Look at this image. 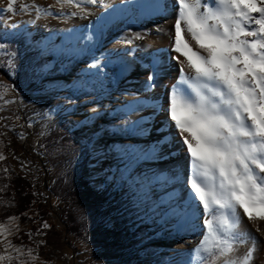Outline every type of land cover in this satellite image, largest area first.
Returning <instances> with one entry per match:
<instances>
[{
    "label": "rangeland",
    "instance_id": "1",
    "mask_svg": "<svg viewBox=\"0 0 264 264\" xmlns=\"http://www.w3.org/2000/svg\"><path fill=\"white\" fill-rule=\"evenodd\" d=\"M7 2L0 0V7H6ZM119 3L117 0H97L94 5L88 0H72L71 3L66 0H18V11L0 12V106L11 92L29 97L67 93L81 97L75 102H63L47 126L37 134L31 127L26 129V141L12 129L0 125V153L5 157L0 159V169L14 170L28 179L35 197L26 212L29 221L11 217L14 219L0 224V255L12 257L0 264H197L194 250L203 231V222L197 215L202 208L181 209L187 212L183 217L173 215L171 207L185 199L175 198L172 188L163 181L160 158L154 165L145 160L149 141L160 139L161 121L157 119L151 127L146 119L136 123L135 113L144 105L139 104L140 95L99 83L103 67L114 69L118 65L111 49L91 53L80 45L71 49L61 42L75 32H85L91 41L97 42L101 30L93 21L99 15L103 17L106 26L102 32L109 33L115 25L109 22L108 15ZM162 23L163 20L145 15L126 22L117 40L120 53L128 49L134 60H141L153 45L151 42L149 47H142L139 42L146 41L154 30H161ZM9 35H20L25 43L41 48V61L33 68L31 80L24 81L22 90L13 80L18 52L5 42ZM48 36L56 40L51 47L45 45L44 39ZM85 56V64L79 65ZM56 63L59 64L57 68ZM94 64L98 68L93 67ZM108 80L112 82L111 78ZM34 82L37 86L30 89L29 84ZM168 92L167 86L166 96ZM120 96L131 100L122 103L113 113ZM80 114H91L94 119L83 123L77 117ZM135 126V135H129L130 128ZM85 151L89 153L86 178L90 186L96 190L110 186L128 198L124 199L125 217L133 230L139 231L136 241L128 246L111 249L95 242L92 230L95 227L112 230L114 221L97 217L94 210L104 207L78 202L65 185L75 176L74 170ZM69 214L80 225L79 232L71 231ZM33 226L42 232L41 241L48 236L52 248L33 243L30 238ZM167 227L184 230L180 240L185 248L171 247V240L165 234ZM255 235L264 239V234L256 232ZM256 243H259V252L255 264H264V244ZM41 250L48 255L39 256Z\"/></svg>",
    "mask_w": 264,
    "mask_h": 264
},
{
    "label": "snow or ice",
    "instance_id": "2",
    "mask_svg": "<svg viewBox=\"0 0 264 264\" xmlns=\"http://www.w3.org/2000/svg\"><path fill=\"white\" fill-rule=\"evenodd\" d=\"M17 3L8 0L0 12L15 13ZM175 3L170 51L178 54L172 59L180 64L181 76L164 111L188 154V175L187 197L171 211L180 217L187 215L181 209L204 212L194 250L197 264H255L259 246L242 224L244 216L264 221V0ZM249 244L241 253L240 247ZM5 259L12 257L0 255Z\"/></svg>",
    "mask_w": 264,
    "mask_h": 264
},
{
    "label": "bare ground",
    "instance_id": "3",
    "mask_svg": "<svg viewBox=\"0 0 264 264\" xmlns=\"http://www.w3.org/2000/svg\"><path fill=\"white\" fill-rule=\"evenodd\" d=\"M117 1L120 3L117 5L116 10L108 15L109 22L115 25L109 33L104 34L102 32L106 26L103 17L99 15L93 21L94 26L101 30L100 38L97 42L91 41L85 32L69 33L61 39V42L65 47H70L71 49L80 45L85 51L91 53L95 50L100 52L103 49L112 50L114 61L118 65H115L114 69L107 68L108 66L103 67L98 81L100 84L110 86V88L129 90L137 92L140 95L141 102L139 104L144 105L140 106L141 108L139 107L140 110L137 114L135 113L136 123H141L143 119H146L147 124L151 127L157 119L161 121L160 139L149 141L150 146L146 152L145 160L154 165L155 160L160 158L163 181L172 188V194L175 198L179 196L186 199L187 190L184 187V180L188 175V154L181 144L176 130L169 125L164 111L170 89L179 82L181 76L180 64L172 59L173 56L178 54L170 51L174 21L176 19L175 0ZM142 15L153 20H163V23L161 24V30H154V34L150 35L151 37L146 41L139 42L142 47H149L151 42L153 46L149 48L148 54L137 61L134 60L135 57L128 49H126V53H120L117 40L123 34V32H120V28L126 22ZM184 35L186 39H189V43L193 49L196 50L198 46L195 42L190 40L187 33ZM44 41L47 47H51L56 43V40L51 36L46 37ZM112 44L114 45L112 46ZM86 56L79 62V65L83 66L85 64ZM180 60H184V57L181 56ZM190 74L191 70L185 67V75ZM150 76L153 77L151 83L154 84V87H149ZM110 78L112 82L108 80ZM167 86L169 87V92L166 96L165 90ZM79 97L80 95L78 94L69 93L58 96L29 97L26 95L17 96L11 92L0 106V109H2L0 111V125L12 129L25 138L26 141V129L31 127L35 130L36 134L42 131L63 102H75L78 101ZM7 100H11V103L6 102ZM127 100L130 101L131 98L118 97L112 112H117L118 107ZM77 117L83 123H88L94 119L91 114H80ZM136 130L137 126L130 128L129 135H135ZM39 140V137L36 136L38 144ZM36 170L38 171L39 167ZM239 211L242 212L243 210L240 209ZM203 218L204 212L202 209H199L197 219L203 222ZM242 227L245 233L250 232L255 236L256 242L260 241L264 244V239H260V236L256 237L255 235L256 232L264 234V221H249L247 216H244ZM257 228H259V231L256 230ZM183 232L184 230L179 228H166L165 234L171 240V247L178 250L186 247L180 240ZM247 246H250V244L241 246L240 252H245Z\"/></svg>",
    "mask_w": 264,
    "mask_h": 264
},
{
    "label": "trees",
    "instance_id": "4",
    "mask_svg": "<svg viewBox=\"0 0 264 264\" xmlns=\"http://www.w3.org/2000/svg\"><path fill=\"white\" fill-rule=\"evenodd\" d=\"M5 42L9 48L15 50L17 48L15 59L18 61L14 74V83L19 90H22L25 80H29L34 73L36 65L41 61V48L27 44L21 40L20 35H9ZM61 61L60 59L58 62ZM59 64H55L57 68ZM39 71V70H38ZM31 80V79H30ZM37 86V83L29 84L30 89ZM41 87V86H40ZM74 170L75 176L70 179L68 184L69 193L73 195L78 202L101 205L104 208H96L94 214L103 219H112L114 228L112 230L95 227L91 232V237L95 242L101 243L104 246L114 249L121 246H128L134 243L138 237L139 231L127 223V218L124 213L127 196L119 194L115 188L105 186L102 190H96L90 186L86 176L88 174L87 163L89 161V153L85 151L82 154ZM62 183V181H60ZM128 199V198H127ZM35 197L31 191L30 181L14 170L0 169V224L11 217H19L22 221L27 222L29 219L26 212L31 208ZM70 229L73 233L79 232L80 225L72 214L67 216ZM139 227H137L138 229ZM41 231L33 226L30 238L34 240L35 245L52 248L49 244L48 236L41 241ZM39 256H45L42 250L38 253ZM64 264V263H63Z\"/></svg>",
    "mask_w": 264,
    "mask_h": 264
}]
</instances>
